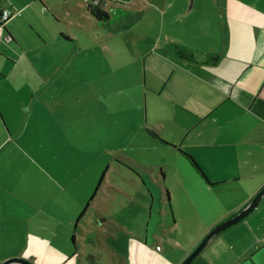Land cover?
<instances>
[{"label":"crops","instance_id":"1","mask_svg":"<svg viewBox=\"0 0 264 264\" xmlns=\"http://www.w3.org/2000/svg\"><path fill=\"white\" fill-rule=\"evenodd\" d=\"M49 1L51 0H0V12L3 9L19 11L5 22L0 37V79L4 78L3 81L0 80V95L3 89L9 87L5 78H8L9 63L13 61L8 56L10 53L6 51L23 52L25 55H20L21 60L28 58V63L34 70L33 73L27 70L22 76L30 78L33 81L31 84L25 87L19 84L10 90L11 94H17L19 104L11 105L10 98L0 96V152L3 151L0 153L3 158L0 165L1 238L9 239L14 233L15 242L22 237L23 232L32 231L33 222L37 225V232L42 227L41 217L58 220L57 215L42 216L43 205L50 203L56 206L60 199L65 201L59 192L68 189V184L75 180V175L95 162H103L100 159L104 157L102 153L106 149L105 143L114 137V132L107 130L108 126L115 127L121 122V112L132 111L133 117L126 119L129 126L134 127L133 112L141 110L143 103L147 104V117L139 118L140 125L146 127L155 139L158 138L162 142L161 144L182 146L181 149L195 160L205 175L196 169L181 149L178 150L191 164V169L187 166L183 169L195 185V201L200 203L203 198L213 194H218L219 198L225 200L228 195L235 193L236 197L229 199L231 204L221 209L222 217L218 221L240 211L264 186V0H181L184 2L182 9L170 18L167 17L168 7H174L177 0H153L147 2L148 7L142 6L134 10H128L127 6L109 5L114 7L112 11L109 10L108 0H102L100 7L108 12L109 17L101 20L91 13L85 1L90 17L83 16L86 20L83 24L77 22L80 18L76 19V14L68 8L69 1H66L67 9L65 7L60 12L61 17ZM218 5H222L220 15L216 12ZM154 11L162 13L164 24L178 22V33L168 34L170 43L165 47L167 53L156 48L142 52L141 66L134 65V75L138 82L135 90L123 86L121 76L126 66L115 63L107 69L103 57H99L93 69L75 71L73 68L78 65L71 70L65 69L67 62L74 55L81 54L83 47H88L83 37L78 38L70 31L71 27H78L83 36H92V26H101L103 33L114 34L134 26ZM193 12L194 15H191ZM213 16L220 18L221 28L226 33L223 51L215 54L216 48L212 39L214 35H211L210 31L206 34L203 52L187 47V42L193 37L195 42L201 41V23L207 22V19ZM53 17L57 22H65L68 29L59 27ZM21 27L32 31L29 41L21 40ZM214 31L217 34V29ZM98 41L101 43V38ZM174 44L187 47L193 56L179 55ZM42 46L54 47L55 54H49L47 61L43 59L48 55L41 56L40 59L28 55ZM1 51L7 54H2ZM109 53L118 54L115 51ZM37 59L44 62L41 68L35 65ZM17 62L13 61L14 65ZM53 62L56 65L43 71L45 65ZM62 78L69 80L65 83ZM148 92H151L153 97L147 95ZM160 97L170 101L176 108L177 120L171 115L163 116L159 113L152 116L155 119H148V101L153 99L160 102L157 100ZM151 104L154 110L156 107ZM165 118L178 121L182 127L179 135L174 131L163 134L157 130L156 125L164 122ZM31 121L43 141L35 146L37 150H34V156L32 153L30 155L35 161L34 164L43 168L45 174H51V183L47 187L55 190L53 194V191L48 189L46 199L40 196L32 198V193L28 191L29 182L35 180L36 174L33 170L27 168L16 175L8 174L9 155L27 145L26 143L24 146L18 141L25 137L26 132L27 139L39 138L34 130L27 131ZM149 123H152V126ZM192 132L195 134L191 140L183 144ZM7 139L17 142L15 148H10L9 151L6 150V144L2 145ZM46 142L48 143L45 144ZM88 151L97 152L96 156H84L77 160L80 152ZM15 168L20 170L19 166ZM159 170L163 183L173 179L171 175L175 171L172 167L162 165ZM179 173L184 174L180 169ZM69 174L74 177L69 178ZM180 180L186 184L183 177H180ZM102 183L103 180L100 185ZM7 194L13 197L8 198ZM68 199L74 201L73 198ZM91 200L89 198L86 202H89V206L78 222L74 216L67 215L61 223L71 227L75 221L81 230L87 223L96 235L99 248L102 244L99 238L103 234L100 231L99 235L96 234V224H93L96 219L93 216L88 218L86 213ZM111 201L114 202L115 198ZM132 202L130 201V205ZM262 206L264 196L254 209L235 224L241 225L249 216L259 214ZM88 219L90 221H87ZM106 223L98 222L99 226ZM112 223L115 224L113 220ZM231 226L214 237L219 238L215 241L217 247L214 256H210V260L215 264H223L217 256L224 245L221 233ZM112 227L110 230L119 228V225ZM46 231L47 240L53 238V235H59L49 226H46ZM73 236L76 240L75 232L72 239ZM49 241L52 245L55 244L53 239ZM78 242L82 245L84 242V246L78 245L76 248L75 243L76 250L69 252V258H74L76 253L74 264H91L86 260L88 251L92 250L91 246L86 247L84 240ZM5 243L3 250L7 256H24L34 261L31 256H25L22 250L5 248ZM8 243H11V240H8ZM105 247L109 249L107 253L111 256V264H127L120 251L117 258L110 246ZM4 259H7L6 256H0V263Z\"/></svg>","mask_w":264,"mask_h":264},{"label":"rangeland","instance_id":"2","mask_svg":"<svg viewBox=\"0 0 264 264\" xmlns=\"http://www.w3.org/2000/svg\"><path fill=\"white\" fill-rule=\"evenodd\" d=\"M66 1H69L68 8L76 14V19L80 18L77 22L80 24L86 22L83 16L90 17L87 12L86 0H51L49 2L54 7V11L61 17L60 12L67 6ZM147 2H153V0H108V6L122 5L121 7L127 6L128 10H134V8L138 9L142 6L148 7ZM183 5V1L177 0L174 7H168L169 14L167 17L170 18L180 12ZM113 8L110 7L109 10L112 11ZM220 11H222V5L216 6L218 15H220ZM191 15H194V12ZM162 16L161 12L154 11L152 14H148L144 20L135 23L132 26L133 28L123 29L114 34L103 33L101 26H92L90 28L92 36H83L78 27H71L70 31L78 38L83 37V41L88 44V47H83L81 54L74 55L67 62L65 69L71 70L75 65H78L73 68L75 71L83 72L86 68L93 69L95 63H98L99 57H103L102 60L105 62L107 69L115 63L126 66L121 76L123 86L135 90L138 82L134 75V65L141 66L142 52L150 48H156L167 53L168 50H165V47H168L170 43L168 34L178 33V22L164 24ZM53 20L60 25L59 27L64 28V30L68 29L65 22H57L54 17ZM201 26L203 27L199 29L202 34L201 41L197 40L195 42L193 37L187 42V47L196 48L198 52H203L202 46L206 41V34L210 31L211 35H214L212 39L215 45L214 48H216L215 54L223 51L226 33L221 28L220 18L218 16L210 17L207 22H202ZM215 29H217V34L214 31ZM19 33L22 35L20 37L22 41H29L32 31L27 27H21ZM100 38L101 43L98 41ZM170 46L172 45L170 44ZM174 46L177 51L180 49L191 51L186 49L187 47H181L178 44H174ZM109 51H115L118 54L111 55ZM1 52L7 54L4 51ZM6 52L10 53L8 56L13 61L18 62L16 65L13 61L9 63L8 78H5L6 85H9V87L3 89L0 96H4L6 99L10 98L11 105H16L19 104L17 94H11L10 90H13L19 84L23 87L31 84L33 81L30 78L26 79L22 76L25 71L28 70L33 73L34 70L33 67H30L28 58L21 60L20 55H25L23 52L15 51L16 54L14 51V53L11 51ZM100 53L103 54L100 55ZM49 54H55L54 47H38L28 55L38 59L41 56L47 57L48 55L46 59H43L47 61ZM38 59L35 61V65L37 68H41L44 62L38 61ZM53 65H56V63H48L43 71H47L48 67L51 66L52 68ZM2 79L4 80L3 77L0 80ZM62 79L65 83L69 80ZM147 95L153 97L151 92H148ZM157 100L160 102H155L153 99L148 101V119H155L152 116L159 113L163 116L171 115L177 120V110L173 104L170 101L167 102L166 99L162 100L161 97ZM151 103L156 107L154 110ZM146 110V103H143L141 110H134L136 111L133 112L134 127L129 126V121H127V119L133 117L131 116L132 111L121 112L119 115L121 122L117 123L115 127L109 125L107 128V130L114 132V137L107 140L105 143L106 149L103 153L101 152L104 154V157L100 159L103 162H95L81 170L75 175L73 182L66 180L70 182L68 189L59 192L65 201L60 199L56 206L50 203L43 205V215H41H57L58 220L41 217L42 227L37 232H35L37 225L33 222L32 231L23 232L22 237H19L15 242L13 241L14 233L11 234L9 239H3L0 236V256H6L7 259L11 257L7 256V253L3 250V244L6 241L5 248H12L16 251L22 250L25 256H31L37 262L35 263L32 260L31 262L34 264H74L76 253L74 258H69L71 256L69 252L72 253L75 249V243L76 248L78 245L84 246V242H82L83 245L78 242L84 240L86 247L91 246L92 248L86 255V260L91 264H111L109 261L111 256L107 253L109 249L105 247L107 245L113 249L117 258H119L120 253L118 251H120L121 257L127 261V264H181L216 225L228 219L229 217H226L218 221L222 217L221 209L231 204L229 199H234L236 197L235 193L228 195L225 200L219 198L220 195L213 194L203 198L200 203L196 202L195 185L189 178L190 175L185 174L186 171L183 169L186 166L190 167L191 164L189 159L178 151L182 146L163 145L158 138L153 137L146 127L141 126L139 118L146 119ZM175 120H166L165 118V121L158 123L156 128L163 134L174 131L179 135L182 127ZM21 122L19 121V123ZM149 125L152 126V123H149ZM127 128L128 130H126ZM28 130H34L37 133L33 121L30 122ZM194 134V132L190 133L183 144L190 141ZM37 136L39 138L27 139L26 132L25 137L18 141L24 146L26 143L27 145L19 151H12V155H9L10 172L8 174L16 175L17 172L21 173L22 170L27 168L33 170L36 174L35 180L32 179L29 182L28 191L32 193V198L40 196L46 199L48 189L51 190L47 187L51 183V174H45L43 168L38 164H34L35 161L32 160L33 158L30 155L32 153L34 156L33 152L37 150L35 146L43 141L38 133ZM60 142L61 140L58 141V143ZM4 144L7 145L6 150L9 151L10 148H15L17 142L7 139L2 145ZM0 153H3V151ZM96 153L94 151L80 152L77 160L84 156H96ZM2 162L3 158L0 156V165ZM162 165L172 167L175 171L171 175L173 179L166 180L164 183L161 181L159 173V167ZM15 166H19L20 170L16 169ZM179 169L184 174H180ZM103 174V183L99 186L96 196L90 201V207L86 212L88 218L93 216L96 219V223L93 222L94 225L96 224V234L99 235L100 232L103 234L99 238L102 244L98 248L99 242L96 241V235L93 230L91 231L92 227H89L90 225L84 223L85 228L81 230L80 226L77 227L75 221L70 227L62 224L61 220L67 215L74 216L77 220L84 205L93 195ZM73 177L74 175L69 174V178ZM180 177L185 179L186 184L181 182ZM51 191L54 194L55 190ZM67 194L68 198H73L74 201L68 199ZM7 197L12 198L13 196L7 194ZM112 198H115L114 202L111 201ZM130 201H133L131 205ZM261 210L259 214L249 216L243 224H234L227 231L221 233L224 245L218 251L217 256L223 264H264V206L261 207ZM108 211L111 213H108ZM112 220L115 224L112 223ZM99 221L107 223L99 226ZM116 224L119 225V228L110 230ZM46 226L51 227L53 231L59 234L58 237L53 235V238H51L55 241L54 245L49 241L51 239H46L48 236ZM74 232L76 234L75 241L78 243L72 239ZM213 238L189 264H215L210 260V256H214L217 247L215 241L219 238ZM8 240H11V243H8ZM128 248L130 250H127ZM22 257L29 259L28 257ZM76 264H81V262H76Z\"/></svg>","mask_w":264,"mask_h":264},{"label":"water","instance_id":"3","mask_svg":"<svg viewBox=\"0 0 264 264\" xmlns=\"http://www.w3.org/2000/svg\"><path fill=\"white\" fill-rule=\"evenodd\" d=\"M193 1V0H192ZM264 196V186L258 191V193L237 213L223 221L222 223L216 225L210 233L201 241L199 246L190 254L187 256V258L181 263V264H189L192 262V260L199 254V252L207 245V243L215 237L217 234H219L224 229L230 227L231 225L235 224L239 220H241L243 217H245L252 209H254L262 197ZM13 263H19V264H34L29 259L23 258V257H10L4 261H2L0 264H13Z\"/></svg>","mask_w":264,"mask_h":264},{"label":"trees","instance_id":"4","mask_svg":"<svg viewBox=\"0 0 264 264\" xmlns=\"http://www.w3.org/2000/svg\"><path fill=\"white\" fill-rule=\"evenodd\" d=\"M101 1L102 0H100V3H101ZM100 3H94V2H89V1H87V4H88V7H89V9L91 10V13L96 17V18H98V19H107L108 18V13H107V11H105L104 9H102L101 7H100ZM180 55H182V56H186V57H191V56H193V54L191 53V52H188V51H186V50H183V49H180V50H178L177 51ZM184 154H186L187 156H188V158L190 159V161H191V163L196 167V169L203 175V176H205L203 173H202V171H201V169H200V167L198 166V164L195 162V160L187 153V152H185V151H183V150H181ZM103 178H104V174L100 177V179H99V182H98V185H97V187H96V189H95V191H94V193H93V195H91V197H90V200L95 196V194H96V192H97V190H98V188H99V186H100V184H101V182H102V180H103ZM89 206V202L86 204V206L84 207V209L81 211V213L79 214V216L77 217V222H78V220L83 216V214H84V212H85V210L87 209V207ZM73 241H75V236H73Z\"/></svg>","mask_w":264,"mask_h":264},{"label":"built area","instance_id":"5","mask_svg":"<svg viewBox=\"0 0 264 264\" xmlns=\"http://www.w3.org/2000/svg\"><path fill=\"white\" fill-rule=\"evenodd\" d=\"M86 1L100 3V0H86ZM18 13H19L18 10H13V9H3L0 12V37L2 36L5 22Z\"/></svg>","mask_w":264,"mask_h":264},{"label":"flooded vegetation","instance_id":"6","mask_svg":"<svg viewBox=\"0 0 264 264\" xmlns=\"http://www.w3.org/2000/svg\"><path fill=\"white\" fill-rule=\"evenodd\" d=\"M108 13V12H107ZM108 17H109V14H108Z\"/></svg>","mask_w":264,"mask_h":264}]
</instances>
